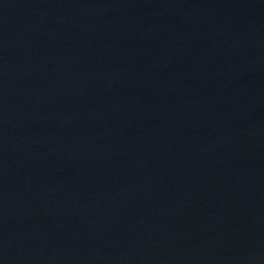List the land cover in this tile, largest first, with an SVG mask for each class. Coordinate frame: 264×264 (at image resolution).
<instances>
[{
  "label": "water",
  "instance_id": "95a60500",
  "mask_svg": "<svg viewBox=\"0 0 264 264\" xmlns=\"http://www.w3.org/2000/svg\"><path fill=\"white\" fill-rule=\"evenodd\" d=\"M0 264H264V0H0Z\"/></svg>",
  "mask_w": 264,
  "mask_h": 264
}]
</instances>
